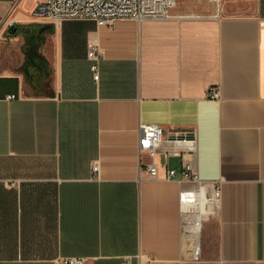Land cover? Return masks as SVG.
<instances>
[{
  "label": "crops",
  "instance_id": "1",
  "mask_svg": "<svg viewBox=\"0 0 264 264\" xmlns=\"http://www.w3.org/2000/svg\"><path fill=\"white\" fill-rule=\"evenodd\" d=\"M38 1L0 0V264H264V0H176L171 19L107 26L55 25ZM142 124L190 131L193 151L151 160ZM151 161L218 184L198 259L179 216L194 185L148 179Z\"/></svg>",
  "mask_w": 264,
  "mask_h": 264
},
{
  "label": "built area",
  "instance_id": "2",
  "mask_svg": "<svg viewBox=\"0 0 264 264\" xmlns=\"http://www.w3.org/2000/svg\"><path fill=\"white\" fill-rule=\"evenodd\" d=\"M215 4L219 0H210ZM176 0H43L35 3L32 14L49 19L60 25L65 20H92L98 26H107L118 19L167 20L173 17L172 10ZM218 12V11H217ZM0 25L11 26L12 22L3 19ZM87 58L90 60V71L93 80L98 79V67L101 60L98 45L88 44ZM215 97L214 92H209ZM15 98L14 95L7 97ZM138 149L153 160L158 152L193 151L194 138L190 131L164 130L153 124L139 125ZM144 173L150 180H185L194 188L183 192L179 197V216L181 231L188 236L192 258H199V233L204 221L217 211L221 199L220 189L215 181L199 179L190 163H183L178 173L165 169L161 175L157 164L151 161L143 165ZM97 164L92 171H97ZM85 258L71 257L58 260L59 264H84Z\"/></svg>",
  "mask_w": 264,
  "mask_h": 264
},
{
  "label": "rangeland",
  "instance_id": "3",
  "mask_svg": "<svg viewBox=\"0 0 264 264\" xmlns=\"http://www.w3.org/2000/svg\"><path fill=\"white\" fill-rule=\"evenodd\" d=\"M32 0H23V2H25V3H28L29 4V2H31Z\"/></svg>",
  "mask_w": 264,
  "mask_h": 264
}]
</instances>
